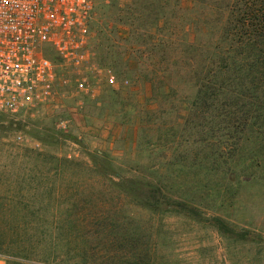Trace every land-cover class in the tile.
Segmentation results:
<instances>
[{
  "label": "rangeland",
  "instance_id": "374dc122",
  "mask_svg": "<svg viewBox=\"0 0 264 264\" xmlns=\"http://www.w3.org/2000/svg\"><path fill=\"white\" fill-rule=\"evenodd\" d=\"M234 1L99 0L80 71L48 50L53 99L0 114V264H138L141 253L143 264H264L259 134L232 157L226 138L197 143L189 125L198 72L214 69ZM220 141L227 160L216 161ZM129 180L159 183L203 219L145 210ZM213 217L262 245L226 239Z\"/></svg>",
  "mask_w": 264,
  "mask_h": 264
},
{
  "label": "trees",
  "instance_id": "16d2710c",
  "mask_svg": "<svg viewBox=\"0 0 264 264\" xmlns=\"http://www.w3.org/2000/svg\"><path fill=\"white\" fill-rule=\"evenodd\" d=\"M224 32L214 54V69L198 72L196 98L191 105L196 119L189 125L194 124L197 143L206 142V133L226 138L228 149L224 141H220L211 154L216 161L235 156L246 133L259 134L264 156V0H235ZM225 149L229 150L227 156ZM119 183L122 184V180ZM128 185L126 193L153 214L171 213L187 215L195 221L203 219L198 207L190 201L171 199L159 183L129 180ZM209 221L232 242L263 243V237L255 231L238 230L220 217ZM58 230L61 233H56V238L52 234V242L61 239L63 232L61 228ZM136 256V263L146 261L144 253ZM42 261L49 262L48 259Z\"/></svg>",
  "mask_w": 264,
  "mask_h": 264
},
{
  "label": "built area",
  "instance_id": "2783aa9c",
  "mask_svg": "<svg viewBox=\"0 0 264 264\" xmlns=\"http://www.w3.org/2000/svg\"><path fill=\"white\" fill-rule=\"evenodd\" d=\"M99 0H0V114L36 111L56 94L55 52L74 71L89 62L91 24ZM108 84L114 86L111 76ZM82 79L80 91H87Z\"/></svg>",
  "mask_w": 264,
  "mask_h": 264
}]
</instances>
